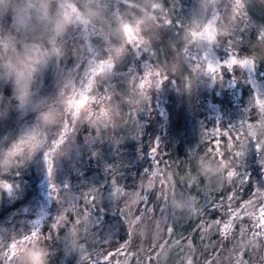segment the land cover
Instances as JSON below:
<instances>
[{"label": "rangeland", "instance_id": "rangeland-1", "mask_svg": "<svg viewBox=\"0 0 264 264\" xmlns=\"http://www.w3.org/2000/svg\"><path fill=\"white\" fill-rule=\"evenodd\" d=\"M60 3L53 0L49 10L53 18ZM76 4L81 11L92 9L98 15L87 29L73 26L57 36L51 21L42 16L46 6L41 0H0V40L10 44L7 52L0 47V99H6V86H12L15 99L7 98L13 122L0 138V155L13 162L0 168V174L12 172L10 181L0 180V264L13 240L19 264H27L36 248L49 253L50 264H96L97 260L170 264L169 240L179 219L192 221L193 229L187 235L176 233V264H187L189 259L193 264L197 260L236 264L239 249L233 246V237L241 225L246 229L258 222L264 200V83H256L252 75L256 69L264 80V57L246 49L264 50V40L258 41L264 31V19L260 20L264 0H76ZM141 17L146 19L144 25L121 33L122 23L135 24ZM210 34L225 61L234 65L233 55L246 60L233 69L224 64L223 70L213 62L212 78L202 55H210L206 46ZM125 36L133 42L127 43ZM189 36H193L190 42ZM185 40L187 46L181 47ZM195 43L194 56L190 48ZM54 47L63 49L62 57L51 55L30 79L16 83V69ZM164 76L171 77V83L164 82ZM22 92L27 93L23 102ZM180 94L188 114L182 128L192 150L219 143L216 153L221 158L214 156L219 171L209 178L207 188L217 197L208 193L183 198L167 170L172 135L168 96L177 100ZM42 112L55 114L47 125L38 119ZM255 143L261 144L260 151ZM14 145L16 151H10ZM157 145L160 163L152 154ZM236 172L247 175L254 189L247 199L236 194L229 201L233 190L225 197L221 194L234 182L240 188ZM146 194L149 200L144 204L140 196ZM93 197L95 207L88 204ZM20 199L23 203L15 208ZM249 199L252 203L241 207ZM178 201L190 212L182 213ZM221 201L211 219L215 210L207 204ZM217 219L218 225L213 223ZM229 220L233 229L225 236L223 225ZM120 227H126V238L113 249ZM37 228L42 238L23 237ZM61 230L65 250L55 257L59 250L54 240H60ZM238 243L254 249V254L245 252L249 264H264L259 260L264 241L242 234ZM98 253L109 258L104 261Z\"/></svg>", "mask_w": 264, "mask_h": 264}, {"label": "trees", "instance_id": "trees-1", "mask_svg": "<svg viewBox=\"0 0 264 264\" xmlns=\"http://www.w3.org/2000/svg\"><path fill=\"white\" fill-rule=\"evenodd\" d=\"M264 8V6H262ZM258 14V13H257ZM264 19L263 16L260 17V20ZM211 32V29H209V33ZM210 38L208 39L207 42V47L210 49V54H212L209 57L205 54V52L202 54L203 59L205 61L203 62L205 64V68H207V72L210 74L211 77L213 78L214 71L213 68L211 67L213 62H216L220 66V70H223V66L225 64V54L223 53L222 49L217 45L216 43V37L213 34H210ZM193 39V36H189L186 40L191 41ZM199 39V38H198ZM182 42L180 44L181 47L187 46L188 42L187 41ZM198 43V41L196 42ZM192 44L190 50H193L194 53L193 55L195 56V53H198L197 47L198 44ZM262 42H259V44ZM264 43V42H263ZM258 44V43H257ZM264 46V45H263ZM196 49V50H195ZM251 50L252 54L257 52L258 54H263L262 56L264 57V50L262 49H256V48H246ZM249 57V54H247ZM247 57V58H248ZM213 58L214 60H211ZM240 56L233 55L232 59H234V66L238 64H242L246 58L243 60L240 59ZM254 81L256 83L258 82H263L264 80L262 79V75H260V72L256 69L255 71L252 72ZM177 78V77H176ZM171 77H169L168 83H171ZM254 83V82H252ZM178 87L183 88L182 84L180 81H178ZM256 87V86H255ZM167 89L169 92L172 91L170 86H167ZM4 96L6 99H0V138L7 132V129L9 125L13 122V117L14 115H9L7 113L8 108H7V98L10 100L15 101L13 98V90L12 86H6L4 89ZM169 103L167 104V109H168V118L171 120V141L169 143V154L167 155L168 157V164H167V170L172 176L173 184L175 186V190L180 193V196L183 198H186L187 200L195 197H205L206 194L211 193L212 195H216L212 192H208L209 186H208V180L210 177L217 175L219 169L220 162L217 161L215 157H207L205 156V148L203 146H199L196 148V150H192L193 145L190 144L191 139L188 141H185L186 135L183 132V126L184 122L187 120L188 114L186 111V108L184 107L185 102H184V97L181 94L175 99V97L168 96ZM6 160L4 155H0V161ZM232 163H235V160H233ZM5 167V166H3ZM2 168V166H0ZM12 178V172H5L0 174V180L2 181H10ZM134 185V184H133ZM213 185H216L215 182H213ZM234 186H229L226 188V190H223V193L221 194L222 196L228 195V192L233 190L236 191L237 195L241 199H247L250 194L253 193V181L251 180L248 182L246 185L243 186V189L241 190L240 188L238 189V184L234 182ZM217 197V195H216ZM215 201H218L215 199ZM214 201V202H215ZM22 200H18V202L15 204V208H18L22 204ZM190 210L188 206L183 208L182 213H189ZM218 211L215 210L213 213V216L211 219H214L216 217V213ZM3 217V213L0 215V218ZM118 222V221H115ZM192 221L187 222V219H179V223L174 226V232L170 236L169 240V245L172 247L171 248V253H170V264H176L177 256L179 255V247L176 245H173L176 240L179 239L178 236H181L182 234L187 235L190 234V232L193 229V225H190ZM121 231L118 233V239L116 241H113L111 244V247L115 249L120 242L125 240L126 238V227L121 228ZM176 233H179L177 237ZM64 235V230H61L59 233V239L54 240V244L56 247V250H59L58 253L55 254V257L61 256L63 254V251L65 250V242L62 240ZM50 264V263H49ZM182 264V263H179ZM197 264L199 263V260H197Z\"/></svg>", "mask_w": 264, "mask_h": 264}, {"label": "clouds", "instance_id": "clouds-1", "mask_svg": "<svg viewBox=\"0 0 264 264\" xmlns=\"http://www.w3.org/2000/svg\"><path fill=\"white\" fill-rule=\"evenodd\" d=\"M53 3V0H41V4L43 6H46L44 11L42 12V16L45 20H49L52 23V31L55 32L57 36L63 35L64 32L67 31L69 27L73 26H80L82 25L85 29L88 28L90 24H92L93 19L96 15H98L97 12H95L92 9H87L85 11H81L76 4V0H61V3L59 5L58 11L55 15V18H53L50 15L49 10L51 9V5ZM131 7H135V4H131ZM151 18V17H149ZM146 23V19L141 17L137 18L135 24H128V23H122L120 25L121 33L134 28L136 24L144 25ZM170 23V21H168ZM125 39L127 40V43H132L133 41L131 39H128L127 36H125ZM0 47L4 49L5 52H7L10 48V44L7 39L0 40ZM38 48L41 46H37ZM14 50V49H13ZM33 54L35 55V50H33ZM63 49L62 48H56L54 47L51 53H48L46 51L41 52L39 54L38 58L32 59L29 58L25 62V66L16 69L15 70V77H16V83L20 84L22 81H26L32 77V75L38 71V65H43L47 63V59L50 58L51 55H55L57 57L63 56ZM110 68L115 67V65H109ZM27 95L26 92L21 93V102H23L24 97ZM55 116L54 113L50 112H42L39 113L38 119L48 124V121L53 119ZM54 127V125H49ZM17 146L14 145L13 148L10 151H16ZM35 152H32L31 155L35 156ZM13 162L8 160L0 161V166H11ZM223 167V164L221 165ZM219 169H217L218 171ZM176 206L178 208H184L187 205L184 204V202H176ZM13 254L15 255V246L13 248ZM49 253L44 250L43 248H36L33 250V254L28 256L27 264H49Z\"/></svg>", "mask_w": 264, "mask_h": 264}, {"label": "snow or ice", "instance_id": "snow-or-ice-1", "mask_svg": "<svg viewBox=\"0 0 264 264\" xmlns=\"http://www.w3.org/2000/svg\"><path fill=\"white\" fill-rule=\"evenodd\" d=\"M173 23V21H170L169 25H171ZM260 40H264V31H262L259 36H258V41ZM229 44H231V42H228ZM211 56V54H210ZM255 65V64H254ZM225 66L227 69H233V64L230 61H226L225 62ZM234 71V70H233ZM169 81V77L168 76H164V82H168ZM161 87H162V84H161ZM249 117L251 118V112L249 111ZM257 119H260L261 117L260 116H257L256 117ZM248 126H252L251 124V119H250V122L248 123ZM224 136L228 137L229 140L232 139L231 136H229L228 132L225 131L224 133ZM259 145V147H257ZM255 147L260 151L261 149V144L260 143H255ZM158 148L159 146H155L153 147L152 149V154H153V157H154V161L157 162V163H160V161L158 159H156V156L155 154L157 153L158 151ZM217 148H220L219 147V143H216L212 146V147H208L205 149V156L207 157H216V158H221V156L217 155L216 153V149ZM165 163H167V161H165ZM261 163H264V159H261ZM52 167V165L50 164V168ZM235 176H239L240 179H239V185H240V189L242 190L243 189V186L246 185L248 183V177L247 175H241V173H238L236 172L235 173ZM112 183L115 184L116 181L115 180H112ZM55 187V186H54ZM7 188L9 189V191H11L12 189V185L11 184H8L7 185ZM117 191H120V189H116ZM93 191H98L97 189H93ZM259 191V189H255L254 191V194L255 192ZM142 197L140 200L144 203V204H147L148 203V200H149V196L146 194V195H143V196H140ZM237 198L236 197V192L233 191L231 192L228 197H227V200L229 201H232L233 199ZM94 200H95V197H93L92 199L89 200L88 204L92 205L93 207H95V204H94ZM252 203V200L249 199L248 201H245L241 204V207H244V205L246 204H251ZM222 205V201L221 202H217V203H208L207 204V207L210 208V209H213V210H218ZM237 215V213H233V216L235 217ZM259 220L258 222L252 224L250 227H247L246 229L244 228V225H241L238 232L236 233V235L233 237V246L236 248V249H239V256H238V259H237V262L236 264H249V261L244 259V255H245V252L247 251L249 254H254V249H248L246 247H242L240 246V244L238 243V239L242 236V234H247V235H252L254 236L257 240L259 241H264V223H262L261 221H264V200L261 201V208H260V213H259ZM171 217L173 218V220H175V217L171 215ZM245 217L244 216H240L239 219L240 220H243ZM165 219H167V216L165 217ZM59 223V218H57V221L55 224L52 225V227L54 229L57 228V224ZM214 224H220L221 221L219 219L213 221ZM36 224L39 225L40 224V221H36ZM202 226V225H200ZM209 227H212V224H209ZM223 229H224V232L223 234L225 236L229 235L230 234V230L233 229V225H232V220H229L226 224L223 225ZM168 233H172L173 231V228L171 226L168 227L167 229ZM41 231L39 230V228H37L36 230L32 231L30 234H26L24 235L23 237H25L26 239L27 238H30L32 236H35V235H38L40 234ZM39 237L42 238V236L38 235ZM49 237L47 236V239ZM203 239V237H201ZM189 243H191L189 241ZM14 240L7 245V251H4L3 252V257L5 258L3 260V264H12V262L14 261L15 264H19L18 262V258L16 256L13 255V248H14ZM161 247H163V245H161ZM157 255H159V253H157ZM98 256H103V260L106 261L109 256L108 255H104L102 253H98ZM105 257H107V259H105ZM259 260L264 262V255L260 256L259 257ZM96 264H102V261L101 260H97L96 261ZM187 264H193L192 260L189 259ZM207 264H212V261L209 260L207 262Z\"/></svg>", "mask_w": 264, "mask_h": 264}]
</instances>
